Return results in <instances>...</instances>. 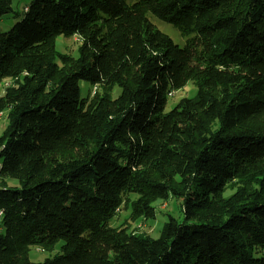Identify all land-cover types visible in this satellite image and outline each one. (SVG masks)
I'll return each mask as SVG.
<instances>
[{"label": "trees", "instance_id": "obj_1", "mask_svg": "<svg viewBox=\"0 0 264 264\" xmlns=\"http://www.w3.org/2000/svg\"><path fill=\"white\" fill-rule=\"evenodd\" d=\"M13 1L0 20L20 17ZM61 36L79 39V58L56 50ZM9 80L0 264H264V0H33L0 31ZM80 81L97 90L81 98ZM190 81L197 96L166 113ZM170 196L183 222L141 233Z\"/></svg>", "mask_w": 264, "mask_h": 264}, {"label": "rangeland", "instance_id": "obj_2", "mask_svg": "<svg viewBox=\"0 0 264 264\" xmlns=\"http://www.w3.org/2000/svg\"><path fill=\"white\" fill-rule=\"evenodd\" d=\"M33 0H14L12 4V8L14 13H18L20 17L18 19L14 18L13 14H7L0 20V31L1 32H8L12 29V27L21 21L24 10L28 7ZM126 4L132 5L140 0H123ZM148 19L154 24L161 32L168 35L172 41L180 46L184 47L186 44L187 39L181 35V33L174 28L172 25L163 22L156 18L153 15H148ZM80 41L77 37L65 38L63 36L59 37L56 40V50L61 54H67L74 58H79L78 48L80 45ZM59 65H61L60 60L57 61ZM10 81V80H9ZM11 82V81H10ZM4 84L5 82L0 84V97L2 96V92H4ZM80 95L81 98H87L91 96L94 92L93 87L91 84L85 81H80ZM100 91V89H99ZM121 94V89L119 87H115L111 92V96L113 99H117ZM198 94V88L193 81H190L183 89L173 92L170 97L168 98L167 106L165 109L166 113L171 112L177 104L183 99H193ZM8 126V118L7 112H4L2 116H0V137L3 135L4 131ZM2 164V160H0V166ZM7 183L11 187H18L19 183L16 180L9 179ZM231 194L230 191L226 192V196ZM134 198L133 196L131 197ZM154 207L156 208V217L155 219L147 220L144 222V226L138 228L141 233H146L150 235L153 239H158L160 237L161 231L167 223L169 217H173L178 222H183L184 215L182 211V200L173 196H170L168 200H158L154 203ZM130 213V209L128 211H121L113 220L110 222L112 228H118L120 225L126 222ZM136 227V225H135ZM132 231L134 229V225H132ZM0 234H5V231L2 227V222L0 219ZM63 242L60 241L54 249L49 252L45 251L39 247H33L30 249L29 252V259L33 263H42L47 258H52L57 255H60L61 247ZM262 252H257V255H261Z\"/></svg>", "mask_w": 264, "mask_h": 264}, {"label": "built area", "instance_id": "obj_3", "mask_svg": "<svg viewBox=\"0 0 264 264\" xmlns=\"http://www.w3.org/2000/svg\"><path fill=\"white\" fill-rule=\"evenodd\" d=\"M10 86H12V82H10V81H5L4 88H8V87H10ZM93 90H94V92H95V91L97 90V88L94 87ZM0 116H2V114H0ZM2 214H3V213L0 212V216H1Z\"/></svg>", "mask_w": 264, "mask_h": 264}, {"label": "crops", "instance_id": "obj_4", "mask_svg": "<svg viewBox=\"0 0 264 264\" xmlns=\"http://www.w3.org/2000/svg\"><path fill=\"white\" fill-rule=\"evenodd\" d=\"M3 93H4V92H2V95H3ZM138 223H140V221H139ZM134 227H135V226H134Z\"/></svg>", "mask_w": 264, "mask_h": 264}]
</instances>
